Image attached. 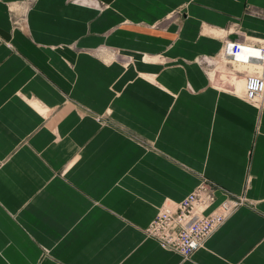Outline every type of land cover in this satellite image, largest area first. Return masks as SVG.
<instances>
[{"label":"crops","instance_id":"obj_1","mask_svg":"<svg viewBox=\"0 0 264 264\" xmlns=\"http://www.w3.org/2000/svg\"><path fill=\"white\" fill-rule=\"evenodd\" d=\"M226 41L264 45V0H0V264H264V98ZM203 181L243 204L183 259L145 229Z\"/></svg>","mask_w":264,"mask_h":264},{"label":"built area","instance_id":"obj_2","mask_svg":"<svg viewBox=\"0 0 264 264\" xmlns=\"http://www.w3.org/2000/svg\"><path fill=\"white\" fill-rule=\"evenodd\" d=\"M220 56L235 69L245 68L247 72L240 78L242 96L247 102L260 105L264 98V45L226 41ZM214 192L215 187L203 181L182 201L164 203L145 229L146 236L164 250L188 258L243 204L242 198L226 196L206 214L215 201Z\"/></svg>","mask_w":264,"mask_h":264},{"label":"rangeland","instance_id":"obj_3","mask_svg":"<svg viewBox=\"0 0 264 264\" xmlns=\"http://www.w3.org/2000/svg\"><path fill=\"white\" fill-rule=\"evenodd\" d=\"M221 62H222V64H224V63H228L223 57H221ZM214 186V185H213Z\"/></svg>","mask_w":264,"mask_h":264},{"label":"bare ground","instance_id":"obj_4","mask_svg":"<svg viewBox=\"0 0 264 264\" xmlns=\"http://www.w3.org/2000/svg\"><path fill=\"white\" fill-rule=\"evenodd\" d=\"M237 87H239V90H241L242 89V84L241 83H238L237 84ZM262 103V102H261ZM207 211V210H206Z\"/></svg>","mask_w":264,"mask_h":264}]
</instances>
